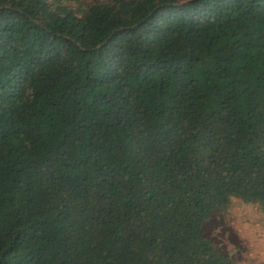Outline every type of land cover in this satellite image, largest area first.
Segmentation results:
<instances>
[{
	"label": "trees",
	"instance_id": "16d2710c",
	"mask_svg": "<svg viewBox=\"0 0 264 264\" xmlns=\"http://www.w3.org/2000/svg\"><path fill=\"white\" fill-rule=\"evenodd\" d=\"M233 197L264 220V0H0V264H235Z\"/></svg>",
	"mask_w": 264,
	"mask_h": 264
},
{
	"label": "rangeland",
	"instance_id": "374dc122",
	"mask_svg": "<svg viewBox=\"0 0 264 264\" xmlns=\"http://www.w3.org/2000/svg\"><path fill=\"white\" fill-rule=\"evenodd\" d=\"M203 236L235 264L264 260V220L260 207L231 198L203 226Z\"/></svg>",
	"mask_w": 264,
	"mask_h": 264
},
{
	"label": "crops",
	"instance_id": "0c3cea01",
	"mask_svg": "<svg viewBox=\"0 0 264 264\" xmlns=\"http://www.w3.org/2000/svg\"><path fill=\"white\" fill-rule=\"evenodd\" d=\"M251 264H264V260L262 259V261H251Z\"/></svg>",
	"mask_w": 264,
	"mask_h": 264
},
{
	"label": "water",
	"instance_id": "95a60500",
	"mask_svg": "<svg viewBox=\"0 0 264 264\" xmlns=\"http://www.w3.org/2000/svg\"><path fill=\"white\" fill-rule=\"evenodd\" d=\"M107 43V41H105L104 43L102 44H99L96 48H94L93 50H97V49H100L103 45H105Z\"/></svg>",
	"mask_w": 264,
	"mask_h": 264
}]
</instances>
